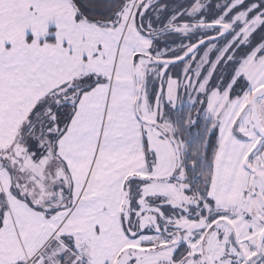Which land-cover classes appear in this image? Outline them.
<instances>
[{"label": "snow or ice", "instance_id": "obj_1", "mask_svg": "<svg viewBox=\"0 0 264 264\" xmlns=\"http://www.w3.org/2000/svg\"><path fill=\"white\" fill-rule=\"evenodd\" d=\"M0 264H264V0H0Z\"/></svg>", "mask_w": 264, "mask_h": 264}]
</instances>
